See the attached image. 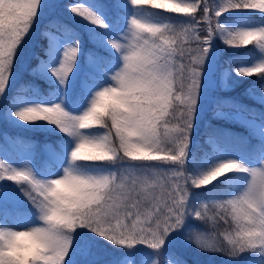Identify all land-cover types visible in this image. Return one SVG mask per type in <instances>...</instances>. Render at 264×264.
<instances>
[{"label": "snow or ice", "instance_id": "snow-or-ice-1", "mask_svg": "<svg viewBox=\"0 0 264 264\" xmlns=\"http://www.w3.org/2000/svg\"><path fill=\"white\" fill-rule=\"evenodd\" d=\"M130 3L145 13L155 8L191 16V22H150L149 16L134 13L127 19L126 31L110 35L106 17L111 15L119 24L126 7L123 0H99L94 6L84 2L68 5L69 12L93 29L89 36L93 47L86 54V71L78 85L80 94L85 99L91 95V99L78 114L59 102L26 104L12 111L22 96L8 105V112L19 120L55 124L75 138V144L63 174L48 180L38 178L30 168H17L0 160V181L26 185L21 190L38 209L41 221L24 230L0 227V264H71V255L65 260L71 240L68 233L77 227H87L111 243L131 249L123 253L121 264H172L165 261L170 234L184 226L188 215L205 223L209 219L208 203L189 205L188 185L204 187L233 171L249 174L247 186L228 199L214 202L219 211L211 219L229 223L230 217L234 231L214 235L191 231L186 238L205 251H224L233 256L246 250H264V158L259 166L251 168L239 160L226 159L198 177L183 167L201 93L202 66L216 33L230 47L255 45L264 56V26L229 30L218 17L239 8L264 12V0H223L211 10L208 0ZM40 8L41 0H0V96H8L18 50L31 33ZM198 9L200 19L196 18ZM213 14L217 18L215 26ZM202 24L206 29L200 27ZM69 31L58 19L49 21L43 33L48 39L45 51L49 59L32 71L42 78L51 73L70 94L69 78L76 75L81 41L74 37L61 46V35ZM202 31L206 32L203 36L199 35ZM191 44L195 47L186 46ZM54 59H58L56 64L51 63ZM236 73L264 74V58L251 66L237 67ZM101 79L105 82L98 85ZM215 114L223 115L219 110ZM106 161L118 167L94 174L77 166L78 162ZM165 163L174 167L161 171ZM8 198L9 193L0 190V202ZM25 234L38 236L42 247L31 239H26L27 243L18 239ZM138 244L146 247H135ZM254 260L255 264H264V254Z\"/></svg>", "mask_w": 264, "mask_h": 264}, {"label": "trees", "instance_id": "trees-1", "mask_svg": "<svg viewBox=\"0 0 264 264\" xmlns=\"http://www.w3.org/2000/svg\"><path fill=\"white\" fill-rule=\"evenodd\" d=\"M125 1V0H123ZM74 2H86L89 5L99 3V0H41V8L31 33L26 38L24 44L18 50L16 61L24 63L25 67L10 85L8 96H0V154L3 161L19 162L21 154L26 150H31L32 154L26 159L25 163L33 171L40 174H46L48 171L57 170L58 163L50 159L47 153L43 151L41 141L45 139H54L59 134L50 135L48 132L31 131L30 133H20L11 129L10 117L7 116L8 105L18 96L26 99H39L41 101L51 102L55 98L62 97L64 102L75 109L87 105L90 97L85 99L79 91L80 76L86 71V66L80 69L71 84V93L67 90L61 93L56 83L44 80L39 75L33 73L32 69L41 61L49 59L45 49L48 46V39L43 34L49 25V21L58 19L63 25L67 26L69 32L63 33V36L70 38L78 37L81 41V48L89 51L93 47L89 39L93 31L92 26L88 25L74 14L68 11V5ZM223 0H208L210 10L213 6L218 7ZM147 7V6H146ZM218 10V9H217ZM162 10L150 8L147 13L149 17L160 20L162 23H171L173 25H187L191 22V16L177 14L172 12H161ZM125 9L121 12L119 24L115 18L107 15L110 25L109 30L118 32L123 26ZM263 15L252 9H230L223 12L218 20L223 18H233L243 24H257L263 20ZM75 18V19H74ZM196 18L200 19L199 9ZM216 19L213 14V26ZM206 29L207 25H200ZM101 32L103 30L96 29ZM206 32L202 31L199 35L203 36ZM61 35V36H62ZM195 47V44L186 45ZM217 52L213 58V68L216 78L224 76L225 84L220 82L222 88L229 83L230 86L224 90L215 92L210 91L205 98L199 97L200 103H197V111L191 133V142L188 146V155L184 170L192 175H196V166L202 160L212 155H218L220 151L232 153L237 156H243L247 159H256L264 149L261 145L263 140L257 139L251 133L247 132L246 126L240 122H229L230 113L241 112L247 118L264 125V103L260 99L264 90V74L254 73L252 76L237 75L236 69L240 66H250L254 64L259 54L255 45H249L247 48H233L224 43L223 37L216 36ZM227 69V71H225ZM99 81H104L103 79ZM98 81V82H99ZM216 82H218L215 79ZM237 84L238 82H244ZM21 85H25L20 88ZM35 90V91H33ZM223 115H216V111ZM172 127V124L169 125ZM165 155V153H163ZM1 159V160H2ZM23 159V158H22ZM147 161H132V163L143 164ZM6 163V162H5ZM87 163V166H85ZM7 164V163H6ZM78 167L82 170L91 172L93 169L99 173L114 170L118 165L111 162H78ZM231 173H225L207 186L195 187L191 184L189 187V205L195 206L199 202L208 203L209 219L207 223L188 215L185 218L184 226L175 233L170 234L166 240L167 249L165 251V261H172V264H255L254 257L264 253V250H246L239 256L228 255L224 251H205L197 247L186 238L191 231L207 232L209 235L231 232L235 229V224L225 223L220 219H211L218 209L214 207V202L228 199L240 192V188L230 181ZM0 185L11 187L13 190L8 192L9 198L0 202V222L9 217L12 220H21L32 218L38 215L36 206L25 195L21 189H26V185H17L12 181H0ZM71 236L69 252L65 256L71 255V264H119L123 253L131 251L126 246H118L87 227H77L68 233ZM220 242V241H218ZM223 243H227L223 241ZM135 247L144 248L145 245L138 244ZM74 249V251H73ZM155 251V250H150Z\"/></svg>", "mask_w": 264, "mask_h": 264}, {"label": "rangeland", "instance_id": "rangeland-1", "mask_svg": "<svg viewBox=\"0 0 264 264\" xmlns=\"http://www.w3.org/2000/svg\"><path fill=\"white\" fill-rule=\"evenodd\" d=\"M158 2H164V3H175V2H179L178 0H158ZM85 3V2H84ZM124 4L126 5L125 7V13H124V19H125V24L122 28H120V31H126V26H127V19L129 16H131L132 14H137V15H145L141 10H138L135 8V6H133L130 3V0H126L124 2ZM258 13H260L261 15L264 16V12H260L258 10H254ZM76 15V14H75ZM77 18H79L76 15ZM81 19V18H79ZM131 19V17H129V20ZM82 20V19H81ZM84 21V20H82ZM85 22V21H84ZM150 22H160L159 20H155L150 18ZM221 25H223L226 29L229 30H234L237 28H249V27H260V26H264V20L262 22H259L257 24H243V23H238L235 19H229V18H223L221 20L218 21ZM86 23V22H85ZM89 25V24H88ZM91 26V25H90ZM110 35H115L116 33H113L111 31H108ZM121 37L123 36V32L120 33ZM216 35L218 37L219 34L216 33ZM72 40L70 38H60V43L61 46L63 45V43L68 42L70 43ZM123 39H121V43H123ZM212 45L211 49L207 55V58L205 60L203 67V71H202V76H201V93H200V97L201 98H205L209 95L210 91H214L217 90L216 86H218V90L220 91H224L226 90L229 86L230 83L225 87L222 88V86L220 85L221 83L226 82V79L224 76H220L218 78L215 77V75H213L214 69L213 68V58H212V54L215 52L216 54V47L215 44L212 41ZM257 59L254 62V64L261 58H264V56L261 55L260 51L259 54L257 55ZM58 57V54H57ZM85 60H86V55H85ZM58 62V59H54L51 61L52 64H56ZM24 63H20L19 65L14 63V71L16 70H20L23 69L25 66ZM251 66V65H250ZM80 70V64L78 61V66L77 68L74 70L75 73H77V71ZM75 76V75H74ZM74 76L70 77V81L72 82ZM13 77V75H12ZM10 82L12 81V78ZM47 81L50 82H55L58 84V86L60 87V91L61 93H64L65 91H67L68 89L61 86L59 84V82L56 80V77L51 75V73L48 74V78H44ZM215 79L218 81L216 82ZM245 83L244 82H238L237 84H242ZM99 84H103V83H97ZM95 90V89H94ZM228 90V89H227ZM91 97V95H89ZM260 99H262L263 103H264V90H263V94L261 95ZM61 103L62 106L65 107L66 110L73 112V113H79L82 112L84 110V108H86L88 106L85 105L81 108H72V107H68L66 104H64L63 98H57L52 102H45V101H41V100H36V99H25L23 98L22 100L17 99L14 108L12 109V111L18 110L19 108L24 107L26 104H36V103ZM198 103H200V101L198 100ZM7 115L10 117V121H11V129H13L16 132H20V133H30L31 131H41L43 133L48 132L50 135L53 134H59L58 137L54 138V139H45V140H39L41 141V145L43 148V151L45 153H47L49 155V157L58 163V168L57 170L54 171H48L46 174H40L38 171H33L32 168L28 167V165L25 163L26 159L29 158L32 154L31 150H26L21 154V160L19 162H8V164L10 166H14L17 168H30L33 172V174L35 176H37L38 178L44 179V180H48V179H52L55 178L58 175H62L63 174V169L64 167H66L69 163V152L71 150L72 147H74L75 144V138L69 137L67 136L65 133L61 132L59 130V128L55 125V124H51L48 123L46 121H36L33 123H25L21 120H19L17 117H15L14 115H11V113H7ZM232 120L238 121L241 120L243 121L245 124H247L248 126H250L251 131H253L254 134L256 135H260L264 138V126L260 125H256L254 124L253 121L247 120L243 117H241L240 113H235V114H231L230 115ZM153 155H157V156H163V153H153ZM264 158V150L261 151V155L255 160V159H251V160H247L245 157H238L236 155H231V154H225V153H220V155H213V156H209L207 159H204L203 161H201L200 163H198L196 165V172L197 174L194 177H198L200 175H202L203 173L207 172L208 170H210L212 167H215L217 164H219L220 162L226 160V159H235V160H239L242 164H244L246 167L251 168L254 166H259L261 159ZM0 160H1V154H0ZM3 160V159H2ZM159 163L158 161H147L143 164H157ZM170 167H174V165H170V164H163L161 167V171H163L166 168H170ZM80 168V167H79ZM92 173H99L98 170L93 169ZM225 174V173H224ZM233 176L230 177V181L234 184H236L237 186L240 187L241 190H243L246 186H247V182L249 180V174L246 172H235L233 171ZM219 177H217L216 179H218ZM215 179V180H216ZM0 190H5L7 192L12 191L13 189L11 187H7V186H2L0 185ZM159 191V189H158ZM37 212L38 209H37ZM38 215H35L32 218H24L21 220H12L9 217H6L2 222H0V227H7V228H14V229H18V230H24L26 228H29L31 226L37 225L39 223H41V221L38 219ZM22 242L27 243L28 241L26 239H23ZM264 254V253H263ZM119 264H121V261H119Z\"/></svg>", "mask_w": 264, "mask_h": 264}, {"label": "clouds", "instance_id": "clouds-1", "mask_svg": "<svg viewBox=\"0 0 264 264\" xmlns=\"http://www.w3.org/2000/svg\"><path fill=\"white\" fill-rule=\"evenodd\" d=\"M54 218H56V217H54ZM18 239H31L34 243H37L38 246L42 247V243L40 241V238L36 235L25 234V235H22L21 237H19Z\"/></svg>", "mask_w": 264, "mask_h": 264}]
</instances>
